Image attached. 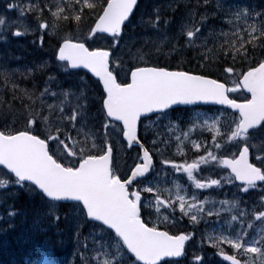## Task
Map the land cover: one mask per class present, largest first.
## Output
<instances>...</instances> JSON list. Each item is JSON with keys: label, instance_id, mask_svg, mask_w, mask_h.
<instances>
[{"label": "snow or ice", "instance_id": "obj_1", "mask_svg": "<svg viewBox=\"0 0 264 264\" xmlns=\"http://www.w3.org/2000/svg\"><path fill=\"white\" fill-rule=\"evenodd\" d=\"M7 7L18 10L20 16L32 15L37 32L51 30L55 49L51 60L43 61L38 68L58 71L47 76L39 96L27 89L19 90L22 102L27 100L21 114L25 124L20 130L5 123L4 130H0V166L8 176L0 179V188L27 187L44 203V216L57 224L61 218L58 202H71L77 241L85 224L93 226L82 245L83 264H179V260L165 258L186 257V243L194 239L195 233L163 230L161 225L171 229L177 223V207L181 220L187 217L193 226L202 221L207 224L208 218H219L221 212L235 211L227 222L228 234L225 230L202 233L201 247L206 240L230 264H264V228L254 229L253 223L264 224V196L260 197L258 208L254 205L251 210L241 208L247 202L239 199L220 200V208L213 210L206 207L209 197L201 200L195 191L213 186L222 190L227 184L248 193L257 187V182H264V136L253 135L264 130V10L255 12L241 6L229 10L224 23L230 32L210 31L204 37L198 27L182 31L188 45L197 39L204 40L202 47L207 46L209 38L223 40L208 50L211 55L202 56L206 62L201 67L209 69L215 65V71L194 74L152 64L139 51L134 56L128 53V60L116 55L138 0H14ZM89 20L87 34L81 39L76 31ZM159 20L156 9L151 26L157 27ZM16 24L17 21L0 16V26L5 31ZM29 31L25 26L24 32L17 30L12 35L20 37ZM39 39L42 47L43 35ZM90 40L92 43H88ZM97 40L107 41V45H96ZM172 51H176L175 46ZM79 69L88 70L96 78L92 83L98 95H92L90 89L85 91L88 85L82 79L69 81L67 88L63 86L60 75L78 76L79 72L72 70ZM18 71L0 64L2 82L5 88L11 84L14 95L18 85L11 76ZM53 84L58 91L53 90ZM241 92L246 93L243 99L232 97ZM49 99L53 103H47ZM197 102L224 107L205 114L203 120L197 114L195 120L188 121V132L175 137L176 154L181 159L187 155L184 140L196 129L201 136H210L211 142L191 141L196 157L192 162L160 160L161 169L170 167L174 173H184L191 182L182 186L174 180L175 191L161 187L154 156L161 155L162 149L156 145L168 146L171 141L153 139L150 150L141 142L140 126L143 120L151 121L153 114L163 119L173 105ZM178 128L179 124H174L169 130ZM149 134L148 126H144L145 138ZM117 142H126L128 149L138 147L134 166L121 163ZM250 154L255 162L250 160ZM202 165H209L220 178H197ZM142 194H151L152 198ZM150 207L157 211L150 212ZM8 215L15 216L16 212ZM146 215H155L160 223H153ZM64 219H68L67 214ZM225 245L228 251L224 250ZM189 264H204V259L194 255Z\"/></svg>", "mask_w": 264, "mask_h": 264}, {"label": "rangeland", "instance_id": "obj_2", "mask_svg": "<svg viewBox=\"0 0 264 264\" xmlns=\"http://www.w3.org/2000/svg\"><path fill=\"white\" fill-rule=\"evenodd\" d=\"M13 2L14 0H5V2L0 1V16H4L5 18L10 19L11 21H17V24L12 28L8 29L7 31L4 30L3 26H0V32L4 31L5 33L4 36L0 37V58H2L0 59V64H5L9 69H19L18 72L13 73L11 76L12 81H14L18 85V89L14 95L11 90V84L9 83L8 87L5 88L2 82L3 78L0 77V127H3L4 129V125L6 123L9 128H19L20 130H23L25 121L21 117V114L24 111V105L27 103V100L25 99L22 102L23 94L19 90L27 89L31 92H34L35 95L39 96L40 92L45 87L44 82L47 76L50 74H55L58 70L53 68L51 69V71H47L38 68V65H40L43 61H50L52 54L50 53L49 50H47L48 53L42 52L43 49L46 50V44L43 43L42 47L40 45L39 38L41 35H43V33L36 31L35 18L30 14H26L25 16H20L18 10L8 9L7 5ZM20 2L24 3L26 2V0H20ZM99 2L102 3L103 0H99ZM173 3H174L173 7L176 13L174 15H171L168 14L167 11L172 6ZM218 4L221 7H217ZM237 6L247 7L251 10H254L255 12H259L264 10V0H262V2L261 0H208L207 4H205V0H144L142 9L139 11L138 15L131 21V23H129L128 25L129 28L126 29V32L123 35L124 39L122 40L121 47L117 51L116 55H121L123 59L128 60L129 59L128 53H131L134 56L139 51L141 55H144V59L149 57L151 59L169 61L171 60L175 52L183 56L191 52V49H194L193 53L199 54L198 56H200L198 57V67L199 69H203L201 65L204 63L205 59L201 61L200 58H202V56H204L205 54L211 55V53H209L208 50L213 48L214 44L223 43V40L216 39L215 41H213L212 38H209L207 41V46L202 47L201 45L204 44V40L197 39L192 45H188L186 43V37L181 34L182 31L186 32L189 28L198 27L201 29L202 36L204 37L208 36L210 31H214L215 33H219L221 30H223L224 32H230L231 31L230 27L227 24H225L224 21L229 18V16L227 15L229 10H235ZM156 9H159L160 20L157 24V27L153 28L150 22L155 21ZM163 17H166V20L170 18H173V20L164 25ZM48 19L50 20L51 18L48 17ZM90 23H91L90 20L85 21L81 26V30L76 31V35L82 39L83 35L87 34V28ZM25 26H27L30 30L27 34H30L37 40V48L34 47V43L32 42L34 40L32 39L33 37L30 38L28 37L27 34L22 35L19 38L12 35V33L17 30L24 32ZM61 26L63 27V25ZM68 30L71 31L72 29H68ZM50 31L51 30L47 32L49 36H50ZM48 41H49L48 39L46 40L44 38L45 43H48ZM88 43H92V41L90 40L88 41ZM181 43L183 44L182 47H181ZM96 45L106 46L107 41L97 40ZM125 45H127V47H125ZM173 46H175L176 51H172ZM17 48H22L24 52L19 56L14 55L13 58L10 55L9 50L10 49L14 50ZM178 48H181L180 49L181 51H179ZM170 52L171 54H169ZM145 54H150V55H145ZM195 63L197 64V61ZM212 68L213 70H215L214 65H212ZM29 69L32 70L31 73H29ZM78 72H79L78 76L74 75L70 77L61 74L60 79L64 82L63 86L67 88L69 81L78 82L79 80L82 79L84 84L88 85V89H85V91L86 90L88 91L90 89L92 95L95 96L96 95L94 88L95 85L92 83L93 80L92 79L89 80L90 77L88 76L87 72L84 71H78ZM52 88L54 91L59 90L56 88L55 84L52 85ZM47 103H53V101L49 99L47 100ZM36 109L39 110V103H37ZM94 112L95 110H93V114ZM216 112L217 111L215 110L213 111L207 110V111H202L200 113V111L198 110H190L189 111V115L191 116L190 120H195L197 114H199L200 119L203 120L206 118L205 114L211 115L212 113H216ZM44 114L48 115V112L45 110ZM163 120L169 121L170 115L164 117ZM163 123L165 124L166 122ZM193 132L189 134L188 139L184 140V143L185 142L191 143V141H201L196 138H192ZM170 133L174 138L182 134L179 128L172 130ZM254 134L264 136V130H262L261 132H256ZM73 135L75 134L73 133ZM207 141L211 142L210 136L207 137ZM115 147L118 150V156L121 162L128 158L130 164L129 166H134V161L137 162L138 150L136 149L134 152L130 153L128 151L129 149L126 145V142L124 144L117 142ZM158 169H160L158 175H160L161 172H165V169H161V166ZM205 170L209 171L210 166L204 165V169L198 171L197 177H199L200 175H204ZM0 179H8V176L5 175V172H3L1 169H0ZM165 184H168L167 187L172 188L170 183H165ZM165 184L162 185L165 186ZM26 189L30 192V190L27 187ZM11 190L23 191L24 188H21L19 186H9L7 189L0 188V196L2 195L4 196L6 192ZM204 195L200 193L199 198L203 200ZM256 195H257L256 190H253V192L250 194V196H256ZM250 196H246L244 193L245 198H248ZM14 201L20 204L22 207L23 211H20L19 214V220L21 223L20 225L23 227L21 231L23 233L25 232V235H28L27 236L28 239H30L34 235H37V233H40L45 230L43 218H44V213L46 211V207L38 196L33 195L31 193V196L30 197L26 196V199H21L19 197H16ZM32 203L34 205H32ZM31 205L33 207V209L31 210L32 215L28 218L27 208ZM206 207L212 208L213 210L219 209L220 208L219 200L209 199V204L206 205ZM245 207H247L250 210L248 206L246 205L242 206V208ZM153 208H154V212L152 213H155L157 209L155 207ZM13 210L16 212L17 215L18 212L15 209ZM161 212L163 213L162 209ZM1 213L8 214V212L6 211L5 212L2 211ZM222 213L224 215H222ZM73 214H74V207L72 209V219L67 231L68 251L65 255L66 257L63 256L60 264H69L71 263L72 260H73V264L76 263V260H78L80 264H83L80 256V253L83 251L82 246L80 248L78 257L76 254L78 241L74 234L75 221ZM163 214H167V213H163ZM235 214H236L235 211L231 213L221 212V216L219 218L216 217L208 218L207 224H205L202 221L201 223H203L205 226H204V231L201 232V234L205 232L212 233L213 231H215L218 234L221 230H225V234H228L229 225L227 222L231 220V215H235ZM152 216H154V220H157V217L155 215ZM176 217H180L178 207H177ZM157 222L160 223L159 220H157ZM253 223H254V229L264 228V224H261L258 221H253ZM169 224H171V219L169 220ZM176 227L177 225L175 224L174 228ZM234 227L238 228L239 224H234ZM254 229H249L250 233L254 232ZM200 239H201V235H200ZM81 241L82 239L80 237L79 243H81ZM89 242H91L90 239ZM204 244L210 245L206 240ZM45 245H43L42 247L45 246V251L47 253H49L51 250L54 249V246L50 240L46 241ZM199 247H201V245L198 243L192 246L194 251H198ZM34 262L35 264H45L44 259H42V257L38 255H34V257H30L29 261H27V264H34Z\"/></svg>", "mask_w": 264, "mask_h": 264}, {"label": "trees", "instance_id": "obj_3", "mask_svg": "<svg viewBox=\"0 0 264 264\" xmlns=\"http://www.w3.org/2000/svg\"><path fill=\"white\" fill-rule=\"evenodd\" d=\"M0 1L5 2V0H0ZM173 6H174V3L168 9L167 11L168 14L174 15L176 13ZM4 35H5L4 31H1L0 37ZM32 39H34L32 41L34 43V47L37 48V40L34 37ZM47 39L49 40L48 43L44 42V44H46V50L43 49L42 52L48 53L47 50H49L50 53L52 54L56 46V39H52L50 37H47ZM182 46L183 44L181 43V47ZM180 49L181 48H178L179 51H181ZM257 53H259V50H257ZM198 55L199 54H194L192 52H189L186 55L181 56L179 53L175 52V54L169 61L158 60L155 63L153 62V59L149 57L145 58V60H150L152 64H158L160 66H168L172 69H179V70H186V71H198L199 69L198 57H200ZM195 60L197 61V64L195 63L196 62ZM200 60L202 61L204 59L200 58ZM205 62L206 61L204 60V63ZM208 70H211L213 72L215 71L213 70L212 65L209 66V69H203V72L208 71ZM213 110L216 111L219 109L218 108L208 109V111H213ZM26 195H27L26 190H23V191L11 190V191L6 192L4 196L3 195L0 196V197H6V199H0V264H22L24 262V259L29 249L36 246V243L39 237L41 238L44 235H50L56 238L58 237L59 232H61V235H63L64 238L67 237V231H68V227L70 224L69 218H70V213H71V207L69 204H61L59 207L61 218L58 224L53 219L46 217L44 218V223H45V226L48 228V231L45 232L44 234L37 233L38 235H34L30 239H28V237L26 238V236L28 235H25V232L23 233L21 231L23 227L20 225L21 223L19 220L20 211H23V210H22L21 205L14 201L16 197H19L21 199H26ZM32 205L34 204L32 203ZM32 205L27 208L28 218L32 215L31 213V210L33 209ZM9 206H11V208ZM13 209H15L18 212L17 215L15 216H9L8 214L1 213L2 211L9 212L10 210H13ZM65 214H67L68 216L67 220L64 219ZM81 231H82L81 246H82L84 243V238L89 237V233L93 232L92 225L86 224ZM95 231L97 234L99 233V229H96ZM200 253H203V259L204 260L206 259L204 261V264H210V262L207 261L210 259L206 258L205 253L200 251L198 254ZM193 256L194 255H187L183 260L179 261V264H189V262L192 261ZM76 264H80V262L77 261Z\"/></svg>", "mask_w": 264, "mask_h": 264}, {"label": "water", "instance_id": "obj_4", "mask_svg": "<svg viewBox=\"0 0 264 264\" xmlns=\"http://www.w3.org/2000/svg\"><path fill=\"white\" fill-rule=\"evenodd\" d=\"M84 70H86V69H84ZM86 71H88V70H86ZM91 74V73H90ZM178 105H182V106H194V105H185V104H180V103H178V104H176V105H173V106H178ZM196 105H216V104H213V103H204V102H197V104ZM172 106V107H173ZM216 106H220V105H216ZM166 259V258H165ZM230 263V262H229Z\"/></svg>", "mask_w": 264, "mask_h": 264}, {"label": "bare ground", "instance_id": "obj_5", "mask_svg": "<svg viewBox=\"0 0 264 264\" xmlns=\"http://www.w3.org/2000/svg\"><path fill=\"white\" fill-rule=\"evenodd\" d=\"M185 12H186V11H185ZM211 20H212V19H211ZM32 49H33V48H32ZM10 50H11V49H10ZM10 50H9V51H10ZM195 61H196V60H195Z\"/></svg>", "mask_w": 264, "mask_h": 264}]
</instances>
